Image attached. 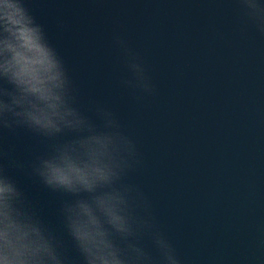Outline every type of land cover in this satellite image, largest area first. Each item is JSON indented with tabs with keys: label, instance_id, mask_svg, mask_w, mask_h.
<instances>
[{
	"label": "water",
	"instance_id": "95a60500",
	"mask_svg": "<svg viewBox=\"0 0 264 264\" xmlns=\"http://www.w3.org/2000/svg\"><path fill=\"white\" fill-rule=\"evenodd\" d=\"M25 3L64 58L84 115L107 131L103 106L135 142L139 163L124 182L144 194L183 264H264V32L238 0ZM120 40L151 92L126 83L135 76ZM7 142L23 161L48 148L23 130ZM17 179L61 229L62 203L74 197L23 171ZM140 243L157 254L150 235Z\"/></svg>",
	"mask_w": 264,
	"mask_h": 264
},
{
	"label": "clouds",
	"instance_id": "9594fccd",
	"mask_svg": "<svg viewBox=\"0 0 264 264\" xmlns=\"http://www.w3.org/2000/svg\"><path fill=\"white\" fill-rule=\"evenodd\" d=\"M238 3L245 20L264 32V0ZM119 43L135 76L126 83L151 92L144 65ZM95 111L107 131H97L82 112L64 58L25 0H0V264H183L144 194L124 182L139 163L135 142L112 111L99 105ZM21 130L47 150L21 160L7 142ZM68 131L81 135L63 138ZM21 171L74 197L62 203L61 229L21 185ZM144 234L156 255L140 243Z\"/></svg>",
	"mask_w": 264,
	"mask_h": 264
}]
</instances>
